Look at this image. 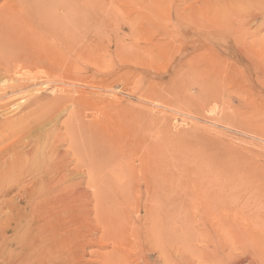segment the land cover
<instances>
[{
	"label": "rangeland",
	"instance_id": "374dc122",
	"mask_svg": "<svg viewBox=\"0 0 264 264\" xmlns=\"http://www.w3.org/2000/svg\"><path fill=\"white\" fill-rule=\"evenodd\" d=\"M46 11L76 16L81 57L51 53V77L6 74L0 57V81L38 85L0 98V164L23 142L25 164L51 157L55 178L66 163L53 169V156L68 152V185L88 194L0 189V254L49 225L53 244L83 239L91 264H105L116 239L127 264H264V0H49ZM37 96L65 101L19 121Z\"/></svg>",
	"mask_w": 264,
	"mask_h": 264
},
{
	"label": "bare ground",
	"instance_id": "6f19581e",
	"mask_svg": "<svg viewBox=\"0 0 264 264\" xmlns=\"http://www.w3.org/2000/svg\"><path fill=\"white\" fill-rule=\"evenodd\" d=\"M0 2H3L1 4V7H0V57H2L4 59L3 62H6L5 59L9 58L10 60L9 61L7 60L8 62L15 63L14 65L11 66L7 62L6 68L8 67V70H6L7 71L6 74L14 73V75H15V74H20V72L22 70H25V69H27V70L29 69L30 71L39 69V70H44V74L49 75L51 77V76H54L53 67H50L54 64L53 63L50 65V58L49 57H50L51 53H53V52H58V53L59 52H62V53L67 52V53L74 54L75 59H76V57L77 58L81 57L80 53L82 51L79 52L80 51V49H79V51L77 52V49L79 48L78 47L79 42H81L79 40L80 35L78 34V32H80V31H78V28H77L76 16H74L72 13H70L69 15L61 14L62 15L61 18L60 17H50L48 13L46 14V12H47L46 6H47L49 0H0ZM34 24L38 26V29L40 28L42 31H44L47 34L46 36H48V38L50 40V41L49 40L48 41L50 42V44L52 46V50L46 48V46L43 43V37L35 29H33L34 28L33 26H35ZM38 31H40V30H38ZM87 35H89V34L87 33ZM81 36L83 37L84 35L82 34ZM119 50H118V53H119ZM91 51L92 50H90V53H91ZM118 53H117V56H119ZM182 53L184 54V52H182ZM5 55H7V56H5ZM134 58H133V60H134ZM138 60L139 59L137 58V62L139 64L140 60L139 61ZM133 63H135V62H133ZM60 68H61V66H60ZM63 68H65V71L67 72V74L71 75L70 69L69 70L66 69L68 67H63ZM27 70L25 72H27ZM25 72L24 73L21 72V73L25 74ZM28 73L29 72H27V74ZM40 76H42V75H40ZM67 77L72 79L73 75H71V76L66 75L65 78L67 79ZM36 79H37V77H36ZM31 82H33V81H31ZM1 83H3L4 85ZM0 85H2V86H0V92H3V94H2L3 97H0V98H5L9 95L10 96H19L21 93H24L26 90L33 88V85L26 82V80H24V81L22 79L21 80H15L12 78V76H9L8 81H0ZM37 86L38 85L34 86V88ZM1 87H5V88L1 89ZM64 101H65V99L61 98V97L51 98L50 100H46L42 97L37 96V97H35V99L33 100V104L31 105V107H33V109L30 110V112L26 113L24 116L22 115L21 118L19 119V121H24V120L32 119V118L34 120L35 117H37L40 121L42 116L44 115V113L47 112L48 108L52 109V107L59 106V105L63 104ZM3 103H4V101H3ZM76 104H77V102L74 103V107H77ZM75 118H77V119L74 120ZM75 118L74 119L70 118L69 123L66 122L65 124H67V126L70 127L71 124H74L75 122L80 121V118L76 117V115H75ZM38 119H35V120H38ZM26 122L27 121H25V123ZM13 123H11V124H13ZM11 124L3 125V127L10 126ZM26 125H23V126L26 127ZM28 125H27V127H28ZM67 126L65 127V129H67L66 130L67 131L66 132L67 137L64 139V143H68L69 145L74 146V145H76V143H75V140L72 139V137L76 136V134L75 133L73 134V132H72L73 129L69 128ZM83 127L86 128V125ZM69 137H71V140L68 139ZM81 137L83 140V142L81 143V145H83V150H85L91 156L94 153L93 146L91 143L92 142L91 138L88 135H81ZM61 138H63V137H61ZM1 139H3V136ZM20 143L21 144H19V143L16 144L17 145L16 147L13 146V148H14L13 153L15 155L12 153L14 156L6 159V162H4V163L1 162V164H0V189L2 192L7 193L10 191H13V189L14 190L19 189L21 192L25 191L26 194L29 195V193H31L33 195V193L35 194L36 192H39V191H45V192L51 191L52 192V191H57V190L61 189V190L66 192L69 189L74 188L76 190L78 196H80V197H83V196L85 197L88 194L87 190L82 188L83 184H84L83 181L80 182V184H78L79 187L82 189H80L79 187L75 188V187L68 185L70 183V180H71V176L68 174V172H70L71 166L74 165L73 162H71L67 159L68 155H69L68 152H67L68 155H67V153L62 154L60 156L58 155L57 158H55L56 156H53L54 157L53 159H56V160L58 159V165H57V162L55 160L54 161L56 163H54V161H53V163L51 164V165L56 164L55 167H53L54 165L52 166L53 169L58 168L59 166L65 164V163L66 164H65V168H63V169L60 168L64 172V174H61L60 176L52 178V177H49V175L52 172L51 166L49 165V160L51 157H49V155L47 154V157H49L48 158L49 160H46V161L42 160L44 162H41V163L39 162V165L37 167H34L33 165H32L33 167H31L30 165L28 166L26 164H31V163L28 162L26 159V164H25V161L22 158L23 153L26 154L24 151L22 152L26 143L25 144H23V142H20ZM28 145H31V144H29V142H28ZM93 145H94V143H93ZM20 148L22 150H20ZM71 150H72V148H71ZM29 151L31 152V150H29ZM51 151H53V152L55 151L53 147H52ZM54 153H53V155H54ZM28 155H29L28 156V159H29V157H31L32 155L31 156H30V154H28ZM107 155H108V153H107ZM24 157H27V156H24ZM76 158H77V156H76ZM42 159H46V158L42 157ZM66 160H68V161L66 162ZM51 161H52V159H51ZM77 162H78V160H77ZM82 163L83 162L80 161L78 164H76L73 167L72 170L74 172L79 170L78 168H80V166L83 167ZM86 165H89V164L87 163ZM84 166H85V164H84ZM86 168H87V175L90 177V180L87 182V184H88L87 186H88V188H93L92 174H93L94 169L90 166H86ZM3 171H5V172H3ZM8 176H9V178L7 179L6 177H8ZM125 181H126V179H125ZM121 182L119 184L123 183V182L122 183ZM116 191H117V189H116ZM122 192H124V191H122ZM188 193H189V191H188ZM183 195H184V193H183ZM88 197H89V195H88ZM24 198H26V197H24ZM39 209H40V207L39 208L36 207L35 211L33 210L32 213L33 212H35L36 214H37V212L39 213ZM35 224H37V223H35ZM47 227L48 228L44 229V232L42 233V235L40 234V231L38 233H35L37 231V230H35V232H32L31 234H29L30 236L25 238L24 241L22 240V243L19 246H17V248L15 250L16 254H14L13 249L11 251V255L8 254V257H7V255L5 256L1 253L0 259L2 260V264H65L67 260H70L73 258H78L81 260L84 259V256L87 255V252H86V248H84V245H82V243L84 242L83 239H82V241H79V243L77 244V243L71 242L70 240H67L66 238H63V239L59 240L58 244H53V242H55V238H51L48 235H45V234H47L48 230L50 229L49 225ZM37 228H40V227L38 226ZM105 234H103V235H105ZM79 240H80V238H79ZM116 240L114 241L115 248L112 250V252H110L108 254H104L103 260H105V264H127V262L129 263V261H127V257L122 256L124 253L122 252L123 254H121L120 251L117 249L121 245V243H120V241H116ZM86 241L88 242L89 240H85V242ZM1 246L3 247L2 243H1ZM107 247H108V245H107ZM104 248H105V246H104ZM110 248H112V246ZM124 250H126V249H124ZM124 252H126V251H124ZM88 254H89V252H88ZM83 261L85 262V264H91L90 262H86L85 260H83Z\"/></svg>",
	"mask_w": 264,
	"mask_h": 264
}]
</instances>
